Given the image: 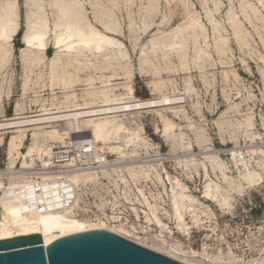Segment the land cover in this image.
Segmentation results:
<instances>
[{"label": "rangeland", "instance_id": "1", "mask_svg": "<svg viewBox=\"0 0 264 264\" xmlns=\"http://www.w3.org/2000/svg\"><path fill=\"white\" fill-rule=\"evenodd\" d=\"M55 1H43L44 12L49 17L52 29L56 9L51 7ZM78 1L84 6L89 22L103 31L100 21L105 20V17L102 14L107 10L112 14L121 31L117 35H111L122 42L128 57L125 56L124 64L131 63L130 69L127 70L128 66L124 67V64L121 67H124L123 70L120 66H110L100 74L96 68L80 66V60L72 59L70 65H67L68 76L65 79L70 77L69 79L75 80L80 77L81 81H74L72 84L53 82L54 77L47 63H50L48 58L53 57L57 50L54 48L55 32L53 34V30L50 31L47 38L48 49L43 56L45 60L30 62L33 60L28 56L25 62L21 55L22 48H25L22 33L27 13L34 6L28 0H0V11L4 5L16 6L14 9L18 12L20 22L19 33L8 46L7 54L0 56V120L19 115L41 114L44 108L65 100L68 93H75L73 99L83 102L87 95L85 89L90 87L91 91H98L103 84L101 76L111 79L109 92L116 95L125 93L123 89L131 83L136 99H154L164 93L182 97L181 102L172 105L174 109L160 106L116 117L121 123L127 120L125 125L131 131L139 132L147 140V144L140 142L136 156L126 154L121 163L109 166L111 174L104 175L107 178L104 182L106 187H102L99 181V187L103 189L92 191L98 199L106 196L113 201L115 198L116 204L109 210H103L105 205L96 200L98 207L92 208L96 215L90 216L103 220L104 215L101 214L104 213L110 218L114 217L116 222H112L113 224L125 222L133 236L132 239L121 236L156 252L158 251L149 247L151 244L148 243L152 241L148 239L157 241L166 247V253H160L183 263H186L183 261V252L188 253L196 264H213V261L218 264H248L264 258V177L253 185L240 178V172L244 173L247 169L264 174V0H217L219 3H211L212 0H154L152 11H146L148 0ZM241 10L246 11L245 14ZM234 17L237 18L236 21ZM194 18L197 21L191 26ZM171 33H174L173 36ZM165 36L169 37V43H164L166 46L162 43L165 39L167 41ZM157 38L160 39L157 41ZM178 41L185 42L182 49L179 48L181 45H178ZM171 43L172 46L169 45ZM154 46L159 52L153 49ZM159 46L163 49L158 48ZM177 51H181L180 55ZM2 62L6 63L3 65ZM249 115L253 116L250 128L246 125V117ZM164 119L172 120L174 124V128L168 133L164 131ZM56 128L62 129L63 126L56 125ZM51 129L53 128L48 126L44 130ZM29 130L28 139L24 140L21 148L23 154L17 159L16 169L21 167L24 159L28 160V156H31L26 155L32 142L30 135L33 131H41L33 128ZM172 133H183L182 138L176 140L173 135L168 136ZM81 134L83 133L76 130L66 131L63 143L47 137L43 141L45 144L39 148L50 144L52 149L53 145H68L69 141L75 140L80 143ZM11 135L0 134L4 138L0 144V172L8 171L7 142ZM78 135L81 136L79 139ZM125 143L122 140L120 145L125 147ZM102 145L101 142L98 144L100 147ZM129 145L127 150L129 148L130 151L134 146ZM100 147L97 148L103 150ZM232 151H236L238 156L232 154ZM103 152L108 155L110 163H115L120 156L116 150L112 151L108 147ZM210 154L217 155L218 160L226 164L224 171L228 176L237 183H243V189L230 191L227 204H220L205 195L206 185L212 180L224 189H229L222 179L221 170L212 169L210 159L206 156ZM186 161L192 163L184 166ZM112 166L117 169H112ZM144 171L149 172L150 176L145 177ZM157 171L163 173V182L156 177ZM131 173L136 175L131 177ZM1 174L3 178L6 175L2 181L8 184L10 172L9 175ZM98 174L102 176L100 172ZM169 176L181 189L199 200L195 203L200 217L198 222L188 212L184 215L186 224H179L172 202L174 183ZM122 177L125 181L121 180ZM2 194L0 191V200ZM0 210H3L1 205ZM171 245L176 246L179 251H173ZM193 251L198 254L195 258L190 257ZM206 257H211V261H207Z\"/></svg>", "mask_w": 264, "mask_h": 264}, {"label": "bare ground", "instance_id": "2", "mask_svg": "<svg viewBox=\"0 0 264 264\" xmlns=\"http://www.w3.org/2000/svg\"><path fill=\"white\" fill-rule=\"evenodd\" d=\"M43 1L44 0H28V2L31 3L30 5H33L34 7L32 8V11H29L27 13L26 20H25V29L22 33V43H23V45H25V48H22L21 55H22V59L25 62H27L26 60H27L28 56H30L32 58L31 60H33V61H30V59H29L30 62H35L38 60L40 61L41 59L42 60L44 59V57H43L44 53L48 49L47 38L49 36L50 31L53 30V34L55 32L54 48L57 50H56L53 57L48 58V59H50V63H47V64H49L48 66H50L51 73L53 74V77H54L53 82L59 81V82L65 83V84H67V83L72 84V83H74V81L76 83L77 82L79 83L81 81L80 77L75 78V80H74V78L69 79L70 77L68 78L69 80L67 78L65 79L66 75L68 74L66 71L67 65L69 64L70 61L72 62V59L73 60L75 59L76 61L80 60L79 61L80 66H83V67H91L92 66V67L96 68V70L99 73L103 72V71H107V69L110 68V66H112L113 68L118 67V66H120V68H121L123 66L127 51H125L122 42L117 40L114 37V35H111V34L117 35V33L118 32L120 33L121 30H119V26L117 25L116 21L113 19L112 14L107 9H106L107 11L104 12L103 14L101 12L103 17H105L104 18L105 20L100 21V19L98 18L99 21L101 22L102 26H103V29H104V31H103V30L95 27L93 24H91L89 22V20L87 19V16H86L84 6L78 0H56L55 3L51 7L53 10L56 9V11L54 12V13H56V14H54V15H56L55 16L56 20L54 19L55 22H54V24H52V25H54L53 26L54 29H52V26H51L50 21L48 19L49 17H47L45 15V12H44V7H43L44 2ZM213 1L215 2L217 0H212L211 3ZM241 1H243V0H241ZM148 2H149V4H147L148 6H146V11H152L154 0H148L147 3ZM236 2H237V0H236ZM93 3H94V1H93ZM187 3H186V5H188ZM4 4H6V3H4ZM10 4H12V2ZM7 7H8L7 5H4L2 7V10L0 11V56L3 55V53L7 54V50H8L7 48H9L8 46L11 44V41L13 40L14 36L17 35L19 33V30H20L19 15H18V12L14 9L16 6L13 7L12 5H10L8 8ZM167 7H169V6L167 5ZM247 8H249V7H247ZM207 9H208V7H207ZM243 10H245V8ZM230 11H228V12L230 13ZM250 11L252 12L253 9ZM216 12H217V10H216ZM231 12L233 14V11H231ZM242 12L244 13L246 11H242ZM248 13H249V11H248ZM256 13L257 12H255L254 14H256ZM233 15H235V14H233ZM199 17L200 16H197V18H199ZM235 17H234V19H235ZM98 19H96V20H98ZM143 19H141V20H143ZM145 19H146V16H145ZM211 19H212V17H211ZM131 20H133V19H131ZM236 20H237V18L235 19V21ZM195 21H197L196 18L193 19L192 24H190V23L189 24L192 26L195 24ZM199 21H200V19H199ZM232 22H233V20H232ZM130 25H132V24H130ZM146 26H147V23H146L145 27ZM218 26L220 27V24H218ZM188 28H189V30L191 29L190 26ZM193 28H195V27L193 26ZM183 29H185V28H183ZM195 29H192V30L195 31ZM131 30H132V28H131ZM200 30H202V29H200ZM203 30H204V28H203ZM197 32H198V30H197ZM171 34H168V35H171ZM173 34L171 36H173ZM201 34H202V32H201ZM178 35H180V34H178ZM192 35H190V36H192ZM184 36H185L184 37V39H185L186 35H184ZM162 37H164V36H162ZM180 37H182V36H180ZM195 37H194V40H195ZM200 37H201V35H200ZM160 38H157V41ZM168 38H167V41L165 39V41H163L162 43L163 44L165 42L167 43ZM176 39H177V37H176ZM189 39L191 40V37ZM154 40L155 39H153L152 43L154 42ZM186 40H187V38H186ZM221 40H218V41H221ZM159 42H160V40H159ZM162 43H160V44H162ZM179 43L180 44H178V43L177 44L181 45V47H179V48L182 49V47H183L182 45L185 42L180 41ZM194 43H195V41H194ZM157 44H159V43L157 42ZM165 44H164V46H166ZM169 45L172 46V43ZM169 45H168V47H169ZM161 46H159L158 48H161ZM186 46H187V44H186ZM154 47L155 48H153V49L155 50L156 46H154ZM177 47L178 46H176V48ZM170 48H173V47H170ZM162 49L163 48H161V50ZM154 50H152V51L154 52ZM149 52H151V51H149ZM180 52H178L179 55H180ZM150 54L152 55V53H150ZM155 55H157L156 52H155ZM152 56H151V58H152ZM3 58H6V56ZM147 58H148V55H147ZM82 59L84 61H81ZM143 59H141V60H143ZM145 59H146V57H145ZM153 61H154V59H153ZM5 63H3V65ZM148 63H150V62H148ZM124 65H125L124 67H126V65H127L128 66L127 70H129L130 69L129 65H132V64L129 63V65H128V63H126ZM145 65L143 67H145ZM147 65H150V64H147ZM38 66L39 65L37 64V67ZM124 67L121 69L123 70ZM127 70H126V72H127ZM115 72H116V70H115ZM129 73H131V72L129 71ZM115 74H117V73H115ZM126 74H128V72ZM51 77H52V75H51ZM103 77H104V75H103ZM125 77H126V75H125ZM127 77H129V76L127 75ZM101 79H103V84H101V86H99L98 91L97 90L91 91L90 87L85 89V93H87V95L85 98H83V100H82L83 102H80L81 100L75 101L73 99V96L75 93H68L65 100L59 101L56 104H52V107L44 108V112H42L41 114L32 115V116H20L19 115V116H15V117H11V118H4V119L0 120V134H4V133H11L12 134L11 137L9 138L8 142H7V144H8V153H7L8 158L7 159L9 160L8 170L10 172V175L8 174L9 175V183L6 184V183H4V181H2V179H0V191L3 192V194L1 195V200H0V205L3 207V210H0V216H1L0 217V239L14 237V236H20V235H28V234H34V233H42V232L56 231V230H68V229H82V230L106 229V230H110L114 233H117L119 235H125L127 238L132 239L133 233L131 230L127 229L125 222L120 221L118 224L109 225L107 222L103 221L100 218H93L91 216L79 215L77 210H76L77 209L76 206L69 207V208L64 209V210L46 211L43 213H39V212H35V211L29 212V213L23 212L21 210V208L16 203L18 197L15 195V193H11L13 191H16V189L19 188L21 186V184L23 183V179H21V180L16 179L15 168L17 167L18 157L22 156V154H23L21 152V148L23 147L24 140L28 139V133L27 132L30 131L29 130L30 128L41 129V131H33L32 134L30 135L32 142H31V145L29 146V149H28L26 155H31V157H33V156L39 157L41 160L43 159L45 164L48 163L47 159L45 157L49 155L51 149L49 147L50 144L48 145V147L39 148L40 145L45 144L43 141H45V139H47V137H50L52 139L53 138L56 139L57 142L63 143L65 141V137H64L65 132L66 131L70 132L72 130L75 132V130H76V132H80V133L82 132L83 133V134H81L82 137L79 135L77 136L78 139L81 137L79 139L80 143L82 140L83 143L93 144V145H95V147H100V146H98V144L101 142L103 144L102 145L103 147H100V148H102L103 150L106 147L112 149V151L116 150L120 154V156L116 159L115 163H109V164H110V166L114 165V164L117 165L118 163L122 162L121 159H122V157H125L126 154H130V156H136L137 155V147H138L139 143L141 142L142 144L146 145L147 140H145L143 137H141L139 132L131 131L125 125L126 124L125 122L127 120L124 123H121L116 119V117H118L120 115L123 116V114L124 115L132 114L136 110L149 109V108L160 107V106H168L171 109L175 106L176 103L181 102L180 100L182 99V97H175V96L165 94V93L162 94L160 97H157L154 99L153 98L152 99H145V100L136 99V97L134 95V87L131 83L127 84L125 86L126 89H123V90H125V93H121L119 95H116V94L109 92V87L111 86V84H109V80L111 81V79H109L108 76H106V79L102 78V76H101ZM101 79L99 78V80H101ZM126 81H130V80H126ZM186 84H187V82H186ZM186 86H188V85H186ZM160 87H162V86H160ZM172 105H174V106H172ZM117 113H122V114H117ZM246 118H247L246 125L250 128V126L252 125L253 116L249 115ZM171 121L169 119H164L163 123H164L165 133H168L170 130H172L174 128V124ZM56 125H62L63 128L57 129ZM48 126H51L53 129L44 130ZM248 130H250V129H248ZM182 134L183 133H174V135H173V133H172L171 135H168V136L173 135L174 139L177 140L180 137L182 138ZM68 135H69V133H68ZM3 140H4V138L0 137V144ZM122 140L126 141L125 147H122L120 145ZM129 144H133V146H134L132 149H130V151H129V148L127 150V147L130 146ZM118 153H116V154H118ZM232 154L236 155V151H234V152L232 151ZM206 156L209 157V159H210V162H211L210 165L212 166V169H218L219 168L221 170V173H222L221 176L223 177L222 179H224V182H226L228 184L229 189L228 188L224 189L218 183H215V182L213 183V180H212L211 182H209L206 185L205 195L209 196L211 198H214L220 204H227L229 202L230 191H237V190L241 189L242 187H244L243 183H242V181L237 183L234 180V178H232L231 176H228L226 174V172L224 171V167H226L225 166L226 164L222 163V161L220 162L218 160L219 158L216 157L217 155L210 154V155H206ZM237 156L238 155H236V157ZM193 160L194 159L192 158V161ZM239 160L240 159H237V161H239ZM192 161L191 162L186 161L184 166H188L189 163H192ZM32 166H33V163H29V161L26 159H24L22 164H21V168H31ZM247 166H249V165L247 164ZM111 168L115 169L116 167L112 166ZM101 170L107 176H109L111 174L109 167H107V166L102 167ZM93 172H95V171H93ZM93 172L92 171H89L86 173H80L79 172L74 177H72V181L76 185H79L81 188H86L88 186V183L91 182L93 184V187L95 189H98L97 187L99 185V179H98L99 176L97 173H93ZM96 172H97V170H96ZM165 172H166V170H165ZM166 173H168V171ZM135 175L136 174H134V173L130 174L131 177H134ZM263 175H262V173L257 172L256 170H253V169L252 170L247 169L244 173L240 172V178L243 181H245L251 185L261 181L264 177ZM144 176L149 177L150 173L147 171H144ZM167 176H168V174H167ZM156 177L158 178L159 181L163 182V173L162 172L157 171ZM169 178H171V177L169 176ZM121 180L125 181V178L122 177ZM171 182L174 183L173 187H172V190H173L172 191L173 208H174V212L176 214V217L178 219L179 224L180 225L186 224L185 219H184V215L187 214L188 212H190V214L192 215L193 220L195 222H198L200 217H199L195 203H198L199 200L197 198H195L193 195L189 194L186 190L181 189L180 186L175 184L174 179H172ZM166 191H167V189L165 190V192ZM78 206L79 205L77 203V207ZM142 240L144 241V239H142ZM148 241H152L151 243H148L146 240L148 245L151 244V245H149V247L151 246L150 248H153V249L157 250L158 252H165L166 253L165 245H161L159 242L154 241V240L148 239ZM171 249L175 252L179 251L177 249V247L174 245H171ZM183 254L185 256V258H183L184 262L190 263V264H196V262H193L194 261L193 259L189 258L188 253L183 252ZM197 256H198V254L195 251H193L192 255L190 257L195 258ZM206 258H207L206 259L207 261H211V257H206ZM213 264H218V263L216 261H213ZM248 264H264V258H262L258 261L253 260Z\"/></svg>", "mask_w": 264, "mask_h": 264}, {"label": "built area", "instance_id": "3", "mask_svg": "<svg viewBox=\"0 0 264 264\" xmlns=\"http://www.w3.org/2000/svg\"><path fill=\"white\" fill-rule=\"evenodd\" d=\"M53 146L54 148L50 150L49 155L45 157L47 164L39 157L28 156L29 163H33L31 168H15L16 178L23 179V183L16 191L11 193H15L18 197L16 203L23 212L43 213L76 206L79 215L90 216L91 214L95 216L96 214H93L92 208L97 209L96 200L101 205H105L103 210H109L116 204L113 197V201L106 196L103 199H98L94 194L95 192L92 191L98 189H95L91 182H89L88 187L81 188L72 181V177L79 172L95 171L93 173H101L102 176L98 174V179L102 187L103 185L106 187L104 182L107 178H105L101 168L104 166L109 167L110 160L103 150L93 144L79 143L77 140L69 141L68 145ZM1 173L8 174L9 170L0 172V179H4L6 175L3 178ZM102 187L98 185L97 188L102 190ZM103 200L104 202H102ZM101 216L103 221L109 225L116 222L114 217H112V220L104 213Z\"/></svg>", "mask_w": 264, "mask_h": 264}, {"label": "water", "instance_id": "4", "mask_svg": "<svg viewBox=\"0 0 264 264\" xmlns=\"http://www.w3.org/2000/svg\"><path fill=\"white\" fill-rule=\"evenodd\" d=\"M0 264H186L106 229L0 239Z\"/></svg>", "mask_w": 264, "mask_h": 264}]
</instances>
